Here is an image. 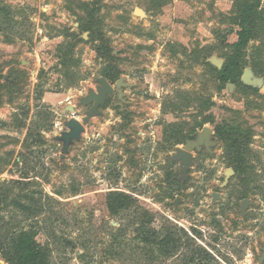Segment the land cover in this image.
<instances>
[{
    "label": "rangeland",
    "instance_id": "obj_1",
    "mask_svg": "<svg viewBox=\"0 0 264 264\" xmlns=\"http://www.w3.org/2000/svg\"><path fill=\"white\" fill-rule=\"evenodd\" d=\"M252 2L0 0V193L7 197L0 227L35 228L51 264H180L187 248L154 262L138 248L133 221L148 213L157 231H190L218 264H264V231L246 222L238 231L252 233L250 244L238 235L219 246L213 240L212 194L221 190L229 201L237 185L215 174L234 148L227 125L222 147H215L216 100L232 122L253 132L242 139L244 158L259 160L247 144L264 148V91L241 82L247 69L264 80V0L239 58L240 78H218ZM108 49L112 59L103 56ZM73 118L86 132L62 158L54 137ZM29 129L42 131L47 144L28 148ZM262 181L251 186L257 211L264 209ZM116 191L136 200L119 216L107 207ZM0 264H7L2 256Z\"/></svg>",
    "mask_w": 264,
    "mask_h": 264
},
{
    "label": "trees",
    "instance_id": "obj_2",
    "mask_svg": "<svg viewBox=\"0 0 264 264\" xmlns=\"http://www.w3.org/2000/svg\"><path fill=\"white\" fill-rule=\"evenodd\" d=\"M262 0H253L248 4L239 21L240 31L238 32V41L233 45L236 52L229 58L222 69L218 71V78L221 84L234 83L240 76L239 58L244 49L250 42L253 30L261 18L259 12ZM25 36H22L24 38ZM104 57L112 59V51L106 50ZM118 77L110 76V79L116 81ZM3 125V123H0ZM26 124L22 123L20 128H25ZM28 148L42 147L47 144L42 131L29 132L25 139ZM18 162L17 164H19ZM21 184V181H13ZM6 183V182H5ZM33 200L32 197H26ZM7 200L4 192L0 193V206ZM22 210L32 213V208L26 204L16 201L15 203ZM136 204V200L129 194L121 191L111 192L107 197V207L113 216H119L122 212L131 210ZM137 217L133 221L138 227L136 229V239L141 252L147 256L152 262L160 258H174L183 248L189 250V255L183 258L180 264H218L215 255L211 251L195 246L193 237H190V231L185 228L174 229L169 228L163 232L157 231L153 226V218L148 213H136ZM3 219L1 218V221ZM4 223V220H3ZM2 223V224H3ZM197 235L199 232L193 230ZM38 231L35 228L16 229L8 227H0V256L7 264H51V256L49 248L42 245L37 240ZM195 239V238H194Z\"/></svg>",
    "mask_w": 264,
    "mask_h": 264
},
{
    "label": "flooded vegetation",
    "instance_id": "obj_3",
    "mask_svg": "<svg viewBox=\"0 0 264 264\" xmlns=\"http://www.w3.org/2000/svg\"><path fill=\"white\" fill-rule=\"evenodd\" d=\"M232 85L233 87L236 86L235 84ZM212 113L214 116V135H216L218 140L215 147H222L219 141L221 135L223 134V128L225 125L229 127L228 135L231 136L228 137V139H231L234 142V144H232L234 148H231L232 150L229 152L228 155L231 159L223 160L224 163H222V170H219V168L215 169L216 177L218 178V180L223 179L224 182L227 181L228 183L237 184L236 187L234 186L232 187V190H229V201L225 199L226 194L223 193L221 190H216L212 194V207L214 209L213 240L214 243L219 246V244L224 238L230 240L232 239L231 236L235 237L236 235H238L241 239V243L245 242L250 244L251 239L249 237L252 236V233L249 232L246 235L244 233V236L241 235L242 232L238 230L240 225L246 222V225L247 227H249L250 230L254 229L261 232L264 231V209H258V211L256 210V207L258 206L256 205V202L252 199L251 195L252 183L263 182L262 178L264 177V153H262L261 150L264 152V148H258L253 143L247 144L246 148L249 149L248 153L253 155L254 158H259V160L251 161L245 159L244 150H242V147H245V145L241 144V142L244 136H250L253 134V132L249 130L246 133L244 131L245 129L232 122L230 119L231 115L226 113V111L223 109V104H221V102L219 104L215 102V107L212 109ZM217 156L219 157L220 155ZM216 163H219L221 165L219 159L216 161ZM255 166H258V170H256V174L258 175H252L254 173ZM226 171H229L231 173L228 178L225 175ZM240 183L245 186L243 190H240V186H238V184ZM254 190L255 192H257V186H255ZM235 194L238 195L235 196ZM258 194H261L263 198V200L261 201L263 206L264 187H259ZM229 212L235 213L237 218H225L224 215H227V213ZM227 245L231 247L230 244ZM263 245L264 241L262 243V246Z\"/></svg>",
    "mask_w": 264,
    "mask_h": 264
},
{
    "label": "water",
    "instance_id": "obj_4",
    "mask_svg": "<svg viewBox=\"0 0 264 264\" xmlns=\"http://www.w3.org/2000/svg\"><path fill=\"white\" fill-rule=\"evenodd\" d=\"M136 15H145L141 9L135 10ZM242 82L250 87L260 88L261 91H264V80L261 78L255 77L252 70H245L242 76ZM231 89L232 84L228 85ZM219 104V101L216 100ZM69 111H74L73 107L68 108ZM86 132V127L77 119H71L65 123V129L61 135L54 137V141L61 142L63 144L62 148V158H64L70 151V148L74 146L77 142H80L83 139V135Z\"/></svg>",
    "mask_w": 264,
    "mask_h": 264
}]
</instances>
